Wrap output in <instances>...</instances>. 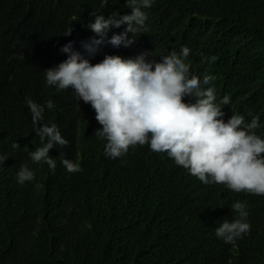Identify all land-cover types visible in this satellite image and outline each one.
<instances>
[{"label": "clouds", "instance_id": "obj_1", "mask_svg": "<svg viewBox=\"0 0 264 264\" xmlns=\"http://www.w3.org/2000/svg\"><path fill=\"white\" fill-rule=\"evenodd\" d=\"M18 12L44 15L57 52L40 73L28 68L35 91L19 86L15 60L0 58V200L31 196L67 222L73 198L107 188L104 164L141 150L176 168L184 208L202 207L225 244L264 239V82L238 58L245 46L264 61V45L251 42L264 30V0H0L8 40L25 29ZM70 96L78 105L66 116ZM75 120L101 146L95 165L68 127Z\"/></svg>", "mask_w": 264, "mask_h": 264}, {"label": "trees", "instance_id": "obj_2", "mask_svg": "<svg viewBox=\"0 0 264 264\" xmlns=\"http://www.w3.org/2000/svg\"><path fill=\"white\" fill-rule=\"evenodd\" d=\"M28 1L32 6L35 3ZM89 10L108 15L114 9L90 2ZM13 19L25 29L11 40L6 30H0V58L15 60L19 86L35 91L29 69L40 73L47 64L45 56L55 57L57 46L42 30L43 14L34 22L19 12ZM163 27L169 29L165 23ZM235 30L243 37L240 26ZM251 42L263 46L264 30L256 31ZM238 58L264 82V61L254 60L245 46L238 50ZM77 105L70 96L66 116ZM17 121L10 120L9 126ZM68 127L76 135L80 152L95 165L101 146L92 148L89 123L75 120ZM126 157L103 165L106 184L98 181V187L107 188L101 197L79 196L68 203L72 219L67 222L44 211L31 196L0 200V264H264L263 238L253 237L239 248L235 243L225 244L215 235L218 222L206 219L202 207L184 208V185L169 162L157 155L145 156L141 150ZM152 172L163 174L150 179ZM63 178V173L55 176L49 195ZM260 202L264 205V200ZM19 231L21 242L15 244Z\"/></svg>", "mask_w": 264, "mask_h": 264}]
</instances>
